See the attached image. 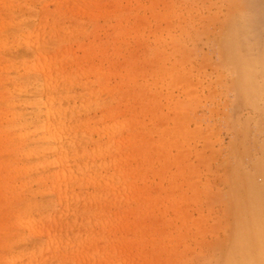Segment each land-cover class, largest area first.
<instances>
[{
	"label": "bare ground",
	"instance_id": "6f19581e",
	"mask_svg": "<svg viewBox=\"0 0 264 264\" xmlns=\"http://www.w3.org/2000/svg\"><path fill=\"white\" fill-rule=\"evenodd\" d=\"M43 1L0 0V156L7 152L14 166L0 186V264H130L136 252L128 246L138 241L144 216L136 208L143 195L134 177L144 167L111 152L120 133L111 110V71L91 64L83 69L79 64L90 60L95 44L79 43L85 30L64 25L63 13L57 17L62 5L76 1L51 0L60 6L56 15ZM77 1L75 8L88 11ZM222 1L235 8L225 15L217 54L238 105L264 110V0ZM106 14L101 9L90 18ZM75 41L83 56L68 47ZM257 174L264 179V163L256 164ZM255 176L233 175V224L215 264H264V181L257 185ZM116 231H126L125 240Z\"/></svg>",
	"mask_w": 264,
	"mask_h": 264
},
{
	"label": "rangeland",
	"instance_id": "374dc122",
	"mask_svg": "<svg viewBox=\"0 0 264 264\" xmlns=\"http://www.w3.org/2000/svg\"><path fill=\"white\" fill-rule=\"evenodd\" d=\"M44 1L48 12L58 10ZM76 2L53 14L63 13L73 31L85 30L79 43L94 42L90 60L79 65L111 71V110L120 132L111 152L144 167L134 177L143 195L136 208L144 216L135 226L138 241L128 246L135 256L143 254L130 264H215L233 224V175L255 176L256 164L264 163V110L238 105L216 51L225 15L235 6L227 9L222 0H84L90 14L84 9L82 15ZM101 9L107 14L93 21L92 13ZM75 42L68 47L83 56ZM7 155L0 156V186L14 167ZM254 179L257 185L264 181L260 174ZM4 196L0 189V202ZM118 232L125 240L126 231Z\"/></svg>",
	"mask_w": 264,
	"mask_h": 264
}]
</instances>
